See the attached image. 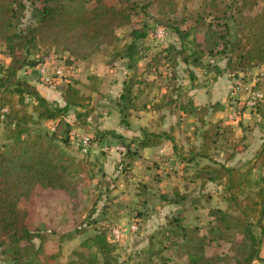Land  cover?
<instances>
[{"label": "rangeland", "instance_id": "1", "mask_svg": "<svg viewBox=\"0 0 264 264\" xmlns=\"http://www.w3.org/2000/svg\"><path fill=\"white\" fill-rule=\"evenodd\" d=\"M23 1L26 7L21 25L34 22L29 0ZM83 1L87 6L92 2ZM176 3L173 12L185 19L180 27L189 31L183 40L177 31L160 22L154 10L143 8L114 25L117 37L111 44L100 46L85 58L69 56L58 46L31 48L28 56H38L49 69L48 79L40 78L38 63L17 70L18 77L36 88L46 87L48 92L43 96L50 103H62L60 94L67 84L74 85L80 96L79 104L69 105L62 114L69 121V131L67 140L60 141L78 163L76 193L70 196L61 188L35 184L29 198L18 201L24 211L20 220L34 234L20 241L29 249L22 260L29 259L32 264H88L89 254L81 250L80 241L93 231H103L113 243L111 260L117 264H180L183 258L174 254L171 245L175 219L182 225L204 228L209 209L236 211L235 204L224 199L225 177L203 178L205 168L220 164L232 165L240 173L237 198L248 208L264 174V165L254 164L256 152L264 145V62L241 69L236 57L237 62L229 64L221 54H204V63L195 66L180 60L172 50L171 54L165 51L170 44L190 51L193 42L202 37L192 19L209 9L207 0ZM225 21L233 38L238 34L235 23L231 18ZM128 44L132 46L131 56L126 57L123 53ZM8 59L0 40V65H6ZM57 67L61 70L56 72ZM122 80L132 82L131 107L125 119L117 107ZM1 102L0 149L9 140L5 137L9 106L32 115L27 123H20L29 133L37 129L50 132L57 123V119H37L32 97L24 96L19 103L16 94L1 91ZM144 128L167 131L174 145L162 139L154 145L136 146L132 139ZM216 130L219 134L214 136ZM203 133L213 139L206 140L208 155L197 154L204 150ZM81 134L88 136L85 144L78 139ZM247 212L254 221L256 212ZM113 228L119 231L118 236ZM254 228L260 233V228ZM205 248L218 254L216 264L232 262L227 243L214 242ZM74 250L83 256L78 257ZM96 256L97 264H102L101 255ZM259 257L250 264H264V240ZM7 259L0 252V264Z\"/></svg>", "mask_w": 264, "mask_h": 264}, {"label": "trees", "instance_id": "2", "mask_svg": "<svg viewBox=\"0 0 264 264\" xmlns=\"http://www.w3.org/2000/svg\"><path fill=\"white\" fill-rule=\"evenodd\" d=\"M116 1L109 4L104 0H92L87 6L83 0H29L34 22L21 25L20 19L26 7L24 1L0 0V40L9 54L6 65H0V92L16 94L19 103L24 96L32 97L38 120L57 119L50 132L37 129L29 133L26 126L22 127L20 123H27L32 117L30 113L14 106L4 110L9 122L5 137L9 140L0 149V252L10 258L5 264H32L29 259L22 260L29 249L20 241L29 240L34 234L20 220L24 211L18 201L28 199L35 184L48 189L61 188L70 196L76 193L78 163L61 147L60 141L67 140L69 131V121L62 114L69 105L79 104V91L74 85L67 84L60 94L62 103H50L32 82L18 77L16 72L20 68L37 63L38 66L42 65L38 56H28L30 49L46 44L66 50L69 56L85 58L89 53L98 51L100 46L111 44L117 37L113 31L114 25L125 22L129 15L143 8L154 10L160 22L177 31L181 40L189 33L180 27L185 19L178 18L173 12L177 8L176 0ZM207 2L209 9L198 12L192 19L193 26L202 31L201 40L193 42L190 51L174 44L168 45L165 51L171 54L172 50V54L174 52L180 60L195 66L204 63V54H221L229 64H235L236 57L241 69L264 62V0ZM227 18L233 19L238 31L233 38H230L229 25L225 21ZM131 32L138 35L135 29ZM131 47L130 44L126 45L128 50L123 56H131ZM131 88L130 80H122L117 107L124 119L131 107ZM61 124L63 128H60ZM218 134L216 130L213 135ZM115 136L124 138L119 133ZM211 136L203 133L205 146L198 155H208L206 140L212 141ZM162 139H168L174 145V138L167 131L152 132L145 128L139 137L132 140L136 146L144 147L157 144ZM254 160V164L264 165V145L258 149ZM204 173L203 178L209 180L225 177L224 199L230 205L233 202L236 211L230 212L222 207L209 209L210 217L204 228L197 224L182 225L175 219L171 242L174 254L183 258L180 264H216L220 257L206 251L205 246L214 242L227 243L232 249L230 264H250L260 258V242L264 240V174L261 176L262 183L250 196L251 201L245 208L237 198L241 186V175L237 169L232 165L220 164L205 168ZM246 209L256 212L254 221L249 219ZM254 227L260 228V233L257 234ZM112 244L103 231H93L80 241L81 250L89 254L86 258L88 264L98 263L97 253L101 255L102 264H117L111 260ZM74 252L78 257L83 256L81 251Z\"/></svg>", "mask_w": 264, "mask_h": 264}, {"label": "built area", "instance_id": "3", "mask_svg": "<svg viewBox=\"0 0 264 264\" xmlns=\"http://www.w3.org/2000/svg\"><path fill=\"white\" fill-rule=\"evenodd\" d=\"M48 70L49 69H47L45 65L39 66L38 71L40 73V78L48 79V77L46 76L49 73ZM60 70H61L60 67H57L56 72L57 71H60ZM3 109L6 110V107L5 106H2L1 107V110H3ZM78 139H79L80 143L85 144L87 142L88 136L87 135H84V134H81V135L78 136ZM112 232H114V234L117 235V236L119 234V231L116 228H113L112 229Z\"/></svg>", "mask_w": 264, "mask_h": 264}, {"label": "crops", "instance_id": "4", "mask_svg": "<svg viewBox=\"0 0 264 264\" xmlns=\"http://www.w3.org/2000/svg\"><path fill=\"white\" fill-rule=\"evenodd\" d=\"M37 89H38V87H37ZM38 91L42 92L43 95H47L46 91L48 92V89L43 86L42 90L38 89Z\"/></svg>", "mask_w": 264, "mask_h": 264}]
</instances>
